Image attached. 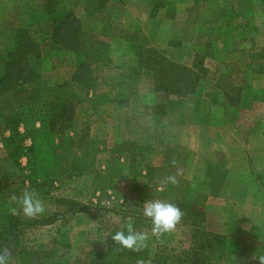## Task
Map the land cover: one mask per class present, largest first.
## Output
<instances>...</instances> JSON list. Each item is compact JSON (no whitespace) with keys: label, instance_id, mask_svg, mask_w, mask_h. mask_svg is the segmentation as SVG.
<instances>
[{"label":"rangeland","instance_id":"374dc122","mask_svg":"<svg viewBox=\"0 0 264 264\" xmlns=\"http://www.w3.org/2000/svg\"><path fill=\"white\" fill-rule=\"evenodd\" d=\"M54 2L109 47L105 59L91 64L71 123L60 132L76 141L75 155L84 156L85 167L59 177L49 193H37L43 214L28 218L17 211L30 223L3 243L12 252L9 264H156L157 245L175 248L165 264H258L255 258L264 255V137L258 130L264 120V0ZM53 27L44 0H0V56L12 46L13 29L24 28L39 46L28 62L41 81L68 82L78 59L53 42ZM149 49L158 52L150 55L156 61L161 54L185 66L204 55L206 76L186 96L157 90ZM11 108L0 96V230L10 208H19L9 197L28 187L3 143ZM81 136L86 143L78 144ZM19 162L24 166L26 158ZM177 169L183 171L178 184L166 183ZM155 199L191 203L204 213L199 228L222 235L223 245L198 249L190 220L151 235L143 202ZM54 213L56 219L44 221ZM128 224L149 233L139 252L111 240Z\"/></svg>","mask_w":264,"mask_h":264},{"label":"trees","instance_id":"16d2710c","mask_svg":"<svg viewBox=\"0 0 264 264\" xmlns=\"http://www.w3.org/2000/svg\"><path fill=\"white\" fill-rule=\"evenodd\" d=\"M44 1L47 14L52 15L54 22L53 42L74 51L77 56L76 69L71 79L56 86H47L41 81L39 73L28 62L29 56L38 54L39 46L24 28L13 29L12 46L0 56V96L5 103L12 104L9 109L11 112L4 118L9 135L3 139V143L11 161L23 173L22 178L28 183L27 190L38 194L49 193L59 177L77 173L82 166L85 167L84 156L75 155L76 141L60 132L71 123L74 100L82 85L88 83L91 64L105 59L109 47L106 43L93 40V34L84 32L80 20L73 12L56 10L54 0ZM146 52L149 54L147 61L151 62L150 69L157 90L186 96L193 93L199 81L206 76L204 55L197 54L191 66H185L168 61L161 54L157 56L158 61L152 59L150 55L158 53L156 50L149 49ZM36 123L39 125L36 126ZM20 124L23 125L22 132L19 130ZM57 135L61 138L55 142ZM25 139L30 141L29 144H24ZM81 140L82 136L78 144L86 143L80 142ZM81 152L85 154L84 149ZM22 156L26 158L24 166L19 162ZM221 183L222 181L219 184ZM60 201L67 202L69 208L77 205L73 200L57 199V202ZM177 205L184 213L181 221L190 220L189 225L194 229L193 238L196 239L194 243L198 249L223 245L222 235L199 228L198 224L205 220L202 211L195 210L186 201ZM58 216L57 213L51 214L44 221L49 223ZM5 218V225L0 230V247L3 243H10L18 235L21 226L30 223L29 220L24 223L25 220H19L12 213L5 215ZM174 250L175 248L157 245L153 261L165 264V255L168 257ZM186 254L189 252L186 251ZM93 264L102 263L96 261Z\"/></svg>","mask_w":264,"mask_h":264},{"label":"clouds","instance_id":"9594fccd","mask_svg":"<svg viewBox=\"0 0 264 264\" xmlns=\"http://www.w3.org/2000/svg\"><path fill=\"white\" fill-rule=\"evenodd\" d=\"M182 174V169H177L175 174H171L165 178V182L176 185L179 182L177 177ZM9 201L19 206V208H10V212L13 215L17 211H21L25 217L34 218L46 211L44 202L35 191L25 190L19 196L13 193L9 197ZM143 215L151 222V235L159 237L165 233L173 232L181 222L184 213L178 205L172 202L155 199L143 202ZM148 238V232L135 231L131 224L127 225L126 232L121 229L111 236L114 245H119L120 248L134 252H139L146 248ZM11 256L12 252L10 248H0V264H9ZM255 259L258 261V264H264V255L258 256ZM137 264H145V262L142 259H138Z\"/></svg>","mask_w":264,"mask_h":264},{"label":"crops","instance_id":"0c3cea01","mask_svg":"<svg viewBox=\"0 0 264 264\" xmlns=\"http://www.w3.org/2000/svg\"><path fill=\"white\" fill-rule=\"evenodd\" d=\"M223 97H224V98H223V99H224L223 102H226V100H225V96H224V95H223ZM225 104H226V103H225ZM223 105H224V104H223ZM224 106H225V105H224ZM258 130H259V132H260V135L264 137V120H263V124H262V126H260ZM251 133H252V131H251ZM247 147H249V146L247 145ZM263 151H264V150H263Z\"/></svg>","mask_w":264,"mask_h":264}]
</instances>
